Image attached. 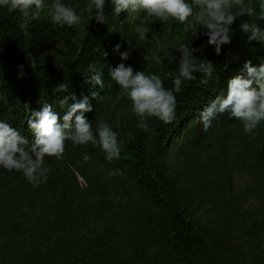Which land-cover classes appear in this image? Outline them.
<instances>
[{"label": "trees", "instance_id": "16d2710c", "mask_svg": "<svg viewBox=\"0 0 264 264\" xmlns=\"http://www.w3.org/2000/svg\"><path fill=\"white\" fill-rule=\"evenodd\" d=\"M53 2L45 0L27 37L19 12L0 6V121L31 144L32 111L47 102L62 123L68 106L58 102L88 97L93 111L85 116L94 134L99 122L107 123L118 134L120 156L109 162L91 142L66 141L62 159L45 157L49 172L38 187L22 172L0 167V264H264V122L249 135L227 112L206 131L198 121L217 95H227L230 79L246 75L247 62L264 64V42L250 41L240 27L255 22L264 31L261 0H246L254 14L236 18L220 54L200 25L150 18L148 38L141 40L135 29L146 13L117 15L106 0L100 23L95 12L82 11L89 0H61L82 16L70 27L51 22ZM129 43L131 55L123 61L114 49L120 44V52L128 51ZM182 44L210 62L213 75L203 77L207 84L200 74L184 82L172 123L150 118L145 132L110 71L125 63L160 76L171 89L167 73L178 70ZM92 64L103 89L88 82ZM61 84L67 91H56ZM113 170L122 174L110 175Z\"/></svg>", "mask_w": 264, "mask_h": 264}, {"label": "clouds", "instance_id": "9594fccd", "mask_svg": "<svg viewBox=\"0 0 264 264\" xmlns=\"http://www.w3.org/2000/svg\"><path fill=\"white\" fill-rule=\"evenodd\" d=\"M111 2L117 15L123 11L131 14L146 13L141 25L135 29L141 40L148 38L150 28L145 25L150 18L163 23L172 19L189 28L200 25V28L207 29L204 35L208 37V44L214 46L217 54H220L223 45L230 43V26L236 18L245 15L251 17L254 14L253 7L246 0H111ZM105 3L106 0H89L82 11L89 14L95 12L96 21L103 23ZM0 6H7L9 12H19L21 18L19 26L27 37L30 35L29 23L40 17L45 8V0H0ZM259 7L264 12V0H261ZM48 15L52 23L70 27L78 25L82 19L75 9L66 6L61 0H54L49 5ZM260 19H264V16ZM240 27L249 34L250 41L264 42V31L255 22H242ZM120 47L121 45L117 44L114 51L119 53L123 61H127L131 55L132 45L129 43V50L125 52H120ZM194 51L187 44L180 45L179 68L175 73H167L174 85L171 89L164 87L160 76L134 71L133 67L126 66L125 63H120L110 71L112 80L132 102V110L139 118L137 126L145 132L151 131L147 123L150 118H156L165 124L172 123L175 117L176 94L181 92L184 82L194 81L197 79L196 74H200V83L207 84L208 80L203 77H212L213 65L196 58ZM29 60L35 69L37 58L31 57ZM172 62H176L175 57H172ZM89 70L92 74L88 82L103 89L104 83L96 65H90ZM244 72L246 75L240 74L228 81L226 96L221 92L199 113L198 121L203 124L205 131L212 126L218 114L226 112L230 113L231 118L239 120L249 135L264 122V64L254 67L249 61L244 65ZM56 91H67V85L61 84ZM91 96L96 100L100 97L95 91ZM72 98L75 100L72 104H68V97L58 102L61 107L68 106L62 123L60 116L53 110V105L47 102L40 110L31 112L27 120L28 127L35 135L31 144L19 131L0 121V167L22 172L33 187H38L47 180L49 172V168L44 166L45 157L62 159L66 141H71L74 146L91 142L105 152L109 162L118 159L120 156L118 134L107 123L101 121L96 129L97 139L91 122L85 116V113L93 111L89 98L84 97L81 100H76L74 96ZM90 159L87 154L83 156L85 163ZM109 174L122 173L120 170H113Z\"/></svg>", "mask_w": 264, "mask_h": 264}]
</instances>
